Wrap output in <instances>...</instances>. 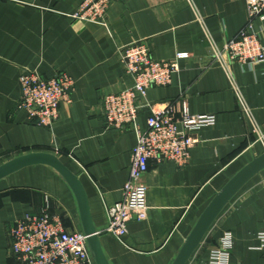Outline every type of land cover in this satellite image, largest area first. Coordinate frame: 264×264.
<instances>
[{
  "label": "crops",
  "instance_id": "obj_1",
  "mask_svg": "<svg viewBox=\"0 0 264 264\" xmlns=\"http://www.w3.org/2000/svg\"><path fill=\"white\" fill-rule=\"evenodd\" d=\"M81 2L0 0V164L31 152L55 154L82 181L110 264H173L216 193L264 152V140L255 141L264 132V63L216 60L217 50L247 26L246 0H115L107 27L76 18ZM254 30L264 44V20ZM139 40L153 58L179 65L173 83L150 87L145 103L171 104L174 119L187 106L192 114H214L216 123L193 133L197 142L188 164L150 165L143 178L148 217L130 220L119 240L104 231L107 208L123 197L137 134L109 129L101 104L106 93L133 85L118 48ZM23 69L44 78L64 71L75 80L72 100L60 104L52 126L16 108ZM149 105L140 108L141 130ZM45 210L58 213L69 231L84 232L77 196L52 166H27L0 180V264H21L12 253L11 230L25 214ZM227 232L230 264H264L258 239L264 232V169L224 207L186 264H209Z\"/></svg>",
  "mask_w": 264,
  "mask_h": 264
},
{
  "label": "built area",
  "instance_id": "obj_2",
  "mask_svg": "<svg viewBox=\"0 0 264 264\" xmlns=\"http://www.w3.org/2000/svg\"><path fill=\"white\" fill-rule=\"evenodd\" d=\"M115 0H82L75 14L86 22L108 26V13ZM249 21L240 35L229 40L224 49H218L216 60L226 64L264 63V44L255 32L257 20H264V0H246ZM264 32V30H263ZM226 53L225 55H223ZM118 54L126 75L133 79L130 88L119 92H108L102 99V110L109 129L130 128L137 134V144L133 150L130 174L123 187V197L108 206V224L104 231L123 240L128 232V222L148 217L147 185L144 175L150 165L175 162L180 166L189 163L191 149L197 140L193 133L205 126L216 123L214 114H192L184 106L180 119H174L173 106L145 103L147 91L152 86H167L173 83L179 70L177 61L155 59L144 41H137L118 48ZM178 58H186L187 53H178ZM226 56V59L224 58ZM21 95L16 108L26 111L28 119L42 126H52L58 119L62 102H71V91L75 80L67 72L60 71L49 78L42 77L34 70L23 69L19 76ZM238 99L244 111H249L241 91L236 88ZM150 107L147 127H138L140 108ZM180 123L181 127H179ZM1 159V154H0ZM11 249L21 264H90L92 252L88 237L84 232L66 229L61 216L30 212L18 219L11 230ZM260 250L264 251V232L258 234ZM232 234L227 232L220 246L210 252L209 264H230Z\"/></svg>",
  "mask_w": 264,
  "mask_h": 264
},
{
  "label": "water",
  "instance_id": "obj_3",
  "mask_svg": "<svg viewBox=\"0 0 264 264\" xmlns=\"http://www.w3.org/2000/svg\"><path fill=\"white\" fill-rule=\"evenodd\" d=\"M35 164H47L52 166L59 171L70 184L79 202L83 219L84 233L88 237L89 248L96 264H110L102 249L99 232L92 219L84 185L82 184L79 176L66 166L58 156L50 152H31L14 157L3 164H0V180L24 167ZM263 169L264 152L244 166L223 186L219 192L216 193L202 212L173 264H186L224 207L249 180H251Z\"/></svg>",
  "mask_w": 264,
  "mask_h": 264
},
{
  "label": "rangeland",
  "instance_id": "obj_4",
  "mask_svg": "<svg viewBox=\"0 0 264 264\" xmlns=\"http://www.w3.org/2000/svg\"><path fill=\"white\" fill-rule=\"evenodd\" d=\"M73 91H71L70 94H72ZM263 140H264V132H261L260 135H256V140L255 141L260 142V141H263Z\"/></svg>",
  "mask_w": 264,
  "mask_h": 264
}]
</instances>
